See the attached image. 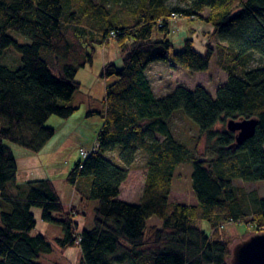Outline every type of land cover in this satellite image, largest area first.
Masks as SVG:
<instances>
[{
    "label": "trees",
    "instance_id": "16d2710c",
    "mask_svg": "<svg viewBox=\"0 0 264 264\" xmlns=\"http://www.w3.org/2000/svg\"><path fill=\"white\" fill-rule=\"evenodd\" d=\"M124 6L120 17L110 0H0V264H40V254L53 251L46 235H32L33 207L42 209L45 222L61 226L60 247L80 245L81 264H230L233 241L222 225L246 222L264 231V197L237 184L264 180V0H188L185 7L125 0ZM174 16L214 25L215 46L211 39L202 53L187 38L172 54ZM156 29L163 38L154 39ZM10 31L30 43L20 44ZM111 39L123 52V66L105 64L102 76L117 79L106 88L103 125L67 177L81 201L98 202L93 224L80 231L77 213L66 209L52 179L17 182L7 142L43 150L56 133L49 118H69L79 109L77 73ZM12 46L22 56L16 69L1 63ZM257 56L262 63L254 66ZM158 61L191 73L216 61L227 80L215 96L204 85L180 84L157 97L147 70ZM179 110L199 126L193 148L173 132ZM252 117L259 119L255 135L237 145L228 121ZM203 138L207 154L200 157ZM115 150L122 165L109 155ZM139 153L147 158L145 185L139 202L130 203L121 199L122 185ZM186 162L193 165L195 204L170 200L175 171ZM153 217L159 224H149ZM201 220L210 223V234Z\"/></svg>",
    "mask_w": 264,
    "mask_h": 264
},
{
    "label": "rangeland",
    "instance_id": "374dc122",
    "mask_svg": "<svg viewBox=\"0 0 264 264\" xmlns=\"http://www.w3.org/2000/svg\"><path fill=\"white\" fill-rule=\"evenodd\" d=\"M187 2L188 0H170L172 6L180 7H185ZM110 4L116 15L124 17L127 14L124 6L125 0H121L118 5H115V0H110ZM209 12L210 8H206L203 15H207ZM169 24L170 32L168 38L173 42L172 54L183 50L184 42L187 38H192L195 48L202 53L205 51V44L208 41L212 39L213 46L217 42L216 38H214V25L199 17L174 16L169 20ZM9 33L20 44L30 43V40L24 36L18 35L13 31ZM163 37L164 35L156 29L154 39ZM123 59V52L114 39H111L108 44L97 46L93 64H88L81 68L76 76V80L81 83L80 90L75 94V103L80 106L79 109L69 118H61L56 115L49 118L47 125L53 127L56 133L43 150L33 152L7 142L12 147L17 159L19 168L17 182L24 183L28 180L44 178L52 179L66 209L72 207V210L77 213L80 231L89 228L93 224L94 212L98 202L92 199L81 201L79 193L67 181V177L74 165L83 159L81 151H90L96 145L98 132L104 122L103 110L106 88L116 81L117 78H104L102 76L103 68L109 62L122 67ZM1 63L16 69L22 66V56L12 46L6 50ZM261 63L262 61L257 56L252 65L256 66ZM147 74L157 97L167 95L174 87L180 84L191 89L198 84L204 85L215 96L217 88L227 80V73L218 66L216 61L211 63L208 71L199 73H191L179 65L158 61L149 66ZM89 111H95V113L88 115ZM4 122L3 119H0V127L4 125ZM222 127V125H218V128ZM172 129L175 136L190 148L195 146L199 135V126L186 116L183 111H177L173 117ZM117 154V150L109 153L110 157L115 158H111L115 163L122 165ZM206 154V140L203 138L199 145V155L200 157H205ZM146 162V155L139 153L137 160L130 167L128 178L122 185V200L138 203L141 199L147 172ZM192 172V163L186 162L177 167L170 196L171 202L186 204H195L197 202L192 187ZM237 184L244 186L248 190H257L264 197V180L251 183L238 181ZM87 188L90 195L91 188L90 186ZM32 211L37 219V226L32 231V235H46L54 246L52 252L40 254L37 261L40 264H81L82 250L80 245L67 248L60 247L56 240L62 235L61 226L45 222L42 218L41 208L33 207ZM159 222L157 217H153L149 224H159ZM198 223L208 234L211 233L212 228L209 222L201 220ZM221 230L233 241L231 251L237 243L250 234L255 233L254 227L247 225L246 222L228 224L226 228Z\"/></svg>",
    "mask_w": 264,
    "mask_h": 264
},
{
    "label": "water",
    "instance_id": "95a60500",
    "mask_svg": "<svg viewBox=\"0 0 264 264\" xmlns=\"http://www.w3.org/2000/svg\"><path fill=\"white\" fill-rule=\"evenodd\" d=\"M259 119L256 117L227 123L230 131L237 132L236 144L240 145L256 133ZM230 264H264V231L255 232L236 244Z\"/></svg>",
    "mask_w": 264,
    "mask_h": 264
},
{
    "label": "built area",
    "instance_id": "2783aa9c",
    "mask_svg": "<svg viewBox=\"0 0 264 264\" xmlns=\"http://www.w3.org/2000/svg\"><path fill=\"white\" fill-rule=\"evenodd\" d=\"M81 155H82L83 157H86V156L88 155V151H84V150H82V151H81ZM228 224H233V223H227V224H224V225H222L221 228H226V226H227Z\"/></svg>",
    "mask_w": 264,
    "mask_h": 264
},
{
    "label": "crops",
    "instance_id": "0c3cea01",
    "mask_svg": "<svg viewBox=\"0 0 264 264\" xmlns=\"http://www.w3.org/2000/svg\"><path fill=\"white\" fill-rule=\"evenodd\" d=\"M76 220H78L77 217H76ZM77 222H78V221H77ZM78 223H79V222H78Z\"/></svg>",
    "mask_w": 264,
    "mask_h": 264
}]
</instances>
